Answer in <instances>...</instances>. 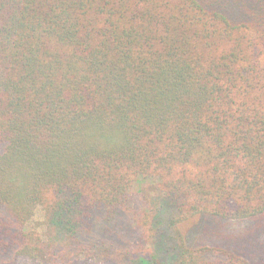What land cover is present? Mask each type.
I'll return each instance as SVG.
<instances>
[{
    "label": "trees",
    "instance_id": "16d2710c",
    "mask_svg": "<svg viewBox=\"0 0 264 264\" xmlns=\"http://www.w3.org/2000/svg\"><path fill=\"white\" fill-rule=\"evenodd\" d=\"M0 264H264V0H0Z\"/></svg>",
    "mask_w": 264,
    "mask_h": 264
},
{
    "label": "rangeland",
    "instance_id": "374dc122",
    "mask_svg": "<svg viewBox=\"0 0 264 264\" xmlns=\"http://www.w3.org/2000/svg\"><path fill=\"white\" fill-rule=\"evenodd\" d=\"M145 188L149 189V192L150 193H154L153 192L154 188H152L150 184H147V186ZM33 221L34 222L30 225V227L31 228H35V229H41V226H39V223L42 221V213H41V210H39L37 212L36 217H35V219Z\"/></svg>",
    "mask_w": 264,
    "mask_h": 264
}]
</instances>
